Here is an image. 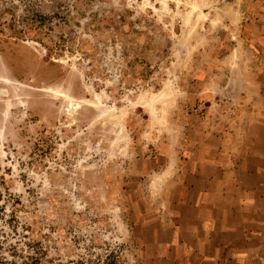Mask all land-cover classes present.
I'll list each match as a JSON object with an SVG mask.
<instances>
[{"label":"rangeland","instance_id":"rangeland-1","mask_svg":"<svg viewBox=\"0 0 264 264\" xmlns=\"http://www.w3.org/2000/svg\"><path fill=\"white\" fill-rule=\"evenodd\" d=\"M255 1L0 0V264H215L177 200L251 135Z\"/></svg>","mask_w":264,"mask_h":264},{"label":"crops","instance_id":"crops-1","mask_svg":"<svg viewBox=\"0 0 264 264\" xmlns=\"http://www.w3.org/2000/svg\"><path fill=\"white\" fill-rule=\"evenodd\" d=\"M255 3L259 9L245 19L242 46L230 50L239 60L240 51H244L252 71L249 114L253 120L246 129L251 135L231 152L227 142L220 140L200 163L192 161L193 180L183 181L187 194L177 200L192 212L187 216L188 235L212 247L201 259L215 264L264 261V252L259 251L264 248V0ZM173 227L176 244L182 228L178 223ZM254 244L258 245L255 249Z\"/></svg>","mask_w":264,"mask_h":264},{"label":"trees","instance_id":"trees-1","mask_svg":"<svg viewBox=\"0 0 264 264\" xmlns=\"http://www.w3.org/2000/svg\"><path fill=\"white\" fill-rule=\"evenodd\" d=\"M37 263H38V261H37Z\"/></svg>","mask_w":264,"mask_h":264}]
</instances>
